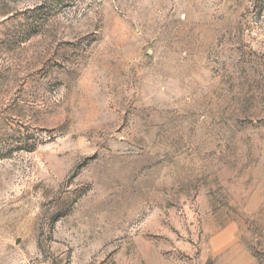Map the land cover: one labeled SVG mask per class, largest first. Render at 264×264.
<instances>
[{"label": "rangeland", "instance_id": "374dc122", "mask_svg": "<svg viewBox=\"0 0 264 264\" xmlns=\"http://www.w3.org/2000/svg\"><path fill=\"white\" fill-rule=\"evenodd\" d=\"M0 264H264V0H0Z\"/></svg>", "mask_w": 264, "mask_h": 264}]
</instances>
